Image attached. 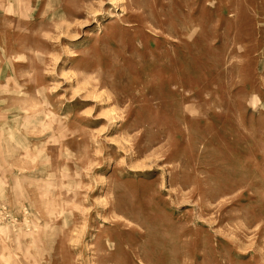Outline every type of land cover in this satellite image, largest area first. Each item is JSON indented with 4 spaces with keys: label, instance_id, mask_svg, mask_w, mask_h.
<instances>
[{
    "label": "rangeland",
    "instance_id": "obj_1",
    "mask_svg": "<svg viewBox=\"0 0 264 264\" xmlns=\"http://www.w3.org/2000/svg\"><path fill=\"white\" fill-rule=\"evenodd\" d=\"M0 264H264V0H0Z\"/></svg>",
    "mask_w": 264,
    "mask_h": 264
}]
</instances>
